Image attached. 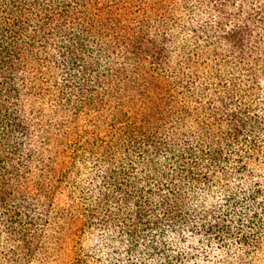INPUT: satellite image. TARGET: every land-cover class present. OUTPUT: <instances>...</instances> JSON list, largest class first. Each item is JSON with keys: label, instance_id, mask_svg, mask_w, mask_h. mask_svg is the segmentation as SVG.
I'll list each match as a JSON object with an SVG mask.
<instances>
[{"label": "trees", "instance_id": "trees-1", "mask_svg": "<svg viewBox=\"0 0 264 264\" xmlns=\"http://www.w3.org/2000/svg\"><path fill=\"white\" fill-rule=\"evenodd\" d=\"M0 264H264V0H0Z\"/></svg>", "mask_w": 264, "mask_h": 264}]
</instances>
